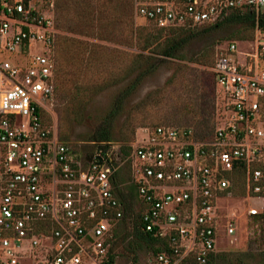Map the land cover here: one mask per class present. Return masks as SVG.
Returning a JSON list of instances; mask_svg holds the SVG:
<instances>
[{"label": "built area", "instance_id": "1", "mask_svg": "<svg viewBox=\"0 0 264 264\" xmlns=\"http://www.w3.org/2000/svg\"><path fill=\"white\" fill-rule=\"evenodd\" d=\"M132 4L137 18L164 30L212 25L233 10L257 16L249 50L228 42L211 68L226 101L214 136L142 127L130 144L144 228L168 244L150 264H210L221 235L236 231V213L224 220L220 203L233 198L237 163L247 165L246 200L258 202L248 216L264 214V0ZM63 33L56 0H0V264H109L124 217L109 151L94 152L83 167L58 134L54 49ZM34 44L41 53L31 54Z\"/></svg>", "mask_w": 264, "mask_h": 264}, {"label": "rangeland", "instance_id": "2", "mask_svg": "<svg viewBox=\"0 0 264 264\" xmlns=\"http://www.w3.org/2000/svg\"><path fill=\"white\" fill-rule=\"evenodd\" d=\"M134 20L136 26H145L148 23L137 18L135 14ZM108 24L111 25L109 22ZM103 26L104 24H100V35L105 39L62 31L57 25L64 32L62 35L79 38L93 45L91 48L94 56L91 61L96 65L93 70L94 79L99 82L107 80V85L96 90L92 95H86L81 117L72 118L67 124L64 121L62 105L54 100V118L57 121L59 137L65 131L69 136L66 143L73 150L74 160L86 167L89 163L88 158L100 149L99 143L92 141V138L104 126L109 113L116 106L120 108L119 113L107 120L104 126L109 128L111 137L106 150L112 155L113 168L120 189L117 194L119 193L121 197L125 198L122 200L125 206L127 205L129 209L139 213L141 212V203L137 194H133L131 190L130 160L120 152L122 145L127 142L131 144L135 140L132 138H136L137 133L141 136L140 129L142 127L168 123L197 126L196 117L191 116L196 105L190 98L197 88L194 84V79L198 82L195 78L196 74L202 78L200 83L203 86H215V131L223 124L226 106L224 95L216 84L208 83L209 74H213L211 71L213 65L206 66L202 62L212 59L214 63L218 50L227 45L230 40L235 39L232 35L234 28L197 27L179 54V60L168 59L166 62L160 63L149 75L137 83L135 89L125 93L124 89L129 84L135 83L138 73H134L126 82L115 84L118 70L122 65L120 59L125 58L122 59L125 60L123 62L125 66L129 64V60L126 58L127 54H137L140 51L127 31L120 32L113 25H111L112 29L110 27L102 29ZM239 42L241 51L249 50L247 41ZM43 48L42 44H34L31 46L30 52L31 54L41 53ZM44 51L47 49L45 48ZM178 68H182V71H177ZM88 79H90L88 83H92L91 75ZM113 79H115L114 82ZM93 83L95 84V80ZM188 104L193 106L191 110H188L190 108ZM190 116L193 120H190ZM259 126L264 128V110ZM246 199V193L244 195H235L234 193L232 199H226L220 203V211L224 220L230 213H236L237 222L233 235H228L226 232L221 235L217 244V253L222 257L218 258L215 264H260L261 260H264V221L252 222L247 210L258 202L249 203ZM126 218L129 219L128 216ZM114 253L116 255L115 264H150L154 257L148 248L136 246V239L128 224L120 226V235L114 247ZM23 264L29 263L24 262Z\"/></svg>", "mask_w": 264, "mask_h": 264}, {"label": "trees", "instance_id": "3", "mask_svg": "<svg viewBox=\"0 0 264 264\" xmlns=\"http://www.w3.org/2000/svg\"><path fill=\"white\" fill-rule=\"evenodd\" d=\"M56 4V21L58 27L62 29V31L105 39L104 36L100 35V24H104L102 29L108 27L112 29L111 25H113L117 27L116 29L120 30V32H123V30L128 32V35L131 36L133 39L132 41L135 42V46L140 53L127 54L128 56L125 57L129 60V64L125 66L123 65L125 60H122L125 58L123 57L120 59L122 65L118 70L115 84L126 82L134 73H138L135 83L131 82L132 84H129L124 89L125 93H129V91L135 89L137 83L145 76L149 75L160 63L166 62L168 59L179 60V54L197 28H174L171 30H164L149 22L145 26H136L134 22L132 0L131 2L130 0H56ZM256 17L255 12L251 10H233L217 23L207 26L211 29L233 27L234 31L232 35L235 39L229 42L249 41L254 37L257 23ZM108 22L111 23V25L108 24ZM262 22L261 25L264 26V21ZM91 47H93V45H91L90 42L69 35H60L55 44V100L63 107V117L66 124L70 123L72 118L78 119L81 117L82 109L85 106L84 99L86 95H92L96 90L98 91V89H102V87H106L107 85V80L105 82H99L94 79L93 70L95 63L93 64V61H91L94 56ZM88 57H90V59H88ZM202 63L206 66H212L215 61L213 63L212 59L204 60ZM177 71H182V68H178ZM89 75L93 78L92 83H88V81H90V79H88ZM195 78L198 80V82H196L194 79V84L197 88L190 98L194 101V105H196L191 116L196 117L197 126H183L168 123L152 127L164 125L192 127L196 130L199 137L210 139L214 136L216 117L215 86H203L200 83L202 78H200L198 74L195 75ZM94 80L95 84L93 83ZM114 80L115 79H113V82ZM209 82L216 84L214 74H209L208 83ZM188 105L190 106L188 110H191L193 106L190 104ZM119 109L120 108L116 106L114 110L109 113V116L105 119V124L107 120L119 113ZM191 116L190 120H193ZM104 126H102L98 134L92 138V141L98 142L100 149L106 150L108 148L107 144L111 141V137L109 128L107 129ZM60 139L65 142L68 141L69 136L66 134V131L64 134L60 135ZM132 139L134 140L135 137ZM120 152L126 158L129 157L131 154L130 143L127 142L123 144ZM246 174L247 165L245 162L237 163L229 174L235 195H244L246 193ZM113 184L116 192H119L120 189L117 179ZM131 190L133 194H137V189L134 185L131 186ZM117 195L121 201L125 200L119 193ZM261 195L264 196V186ZM123 210L124 217L114 229L115 239L109 254V264L115 263L116 255L114 253V247L120 235V226L125 224L130 225L132 235L136 239V246L148 248L152 251L154 256L167 250V241L155 238L150 232H146L141 212L138 213L129 209L124 203ZM127 216L129 219L126 218ZM251 219L253 223L263 222L264 214L252 216ZM221 257L219 253H216L210 264H215V261ZM260 264H264L263 259Z\"/></svg>", "mask_w": 264, "mask_h": 264}, {"label": "water", "instance_id": "4", "mask_svg": "<svg viewBox=\"0 0 264 264\" xmlns=\"http://www.w3.org/2000/svg\"><path fill=\"white\" fill-rule=\"evenodd\" d=\"M88 161L90 162L91 161V158H88Z\"/></svg>", "mask_w": 264, "mask_h": 264}]
</instances>
